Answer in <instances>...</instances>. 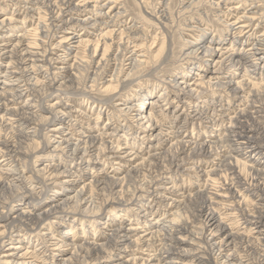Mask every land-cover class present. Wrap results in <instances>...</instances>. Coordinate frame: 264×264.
I'll return each mask as SVG.
<instances>
[{"label": "bare ground", "instance_id": "bare-ground-1", "mask_svg": "<svg viewBox=\"0 0 264 264\" xmlns=\"http://www.w3.org/2000/svg\"><path fill=\"white\" fill-rule=\"evenodd\" d=\"M254 1L211 2L232 41L226 53H220V37H206L202 19L185 22L196 38L182 54L190 70L173 86L178 100L162 93L144 110L134 101L115 105L150 139L138 150L127 147V128L113 127L120 121L104 108L96 119L72 110L66 93L77 76L68 75L70 58L47 49V37L52 33L55 48L68 57L89 51L95 40L89 59L78 63L87 75L84 84L92 85L71 102L87 99L100 107L110 101L95 97L96 83L115 94L150 65L141 54L149 39L144 26L123 21L126 10L118 0H0V15L6 5L15 7L11 16L0 17V264H264V0ZM152 16L166 24L168 8ZM17 24L24 29H14ZM170 50L164 41L161 63ZM200 65L206 74L198 72ZM106 66L114 68L111 76L102 75ZM157 70L154 63L150 73ZM235 74L241 77L232 81ZM210 88L229 100L213 98ZM102 115L108 116L103 129ZM43 137L47 142H39ZM30 142L40 150L34 166V153L25 147ZM55 152H62L57 163ZM46 176L55 186L47 192ZM75 212L93 221L99 239L73 237L82 225L56 235ZM5 242L11 245L3 248ZM202 252L206 261L197 256Z\"/></svg>", "mask_w": 264, "mask_h": 264}, {"label": "rangeland", "instance_id": "rangeland-1", "mask_svg": "<svg viewBox=\"0 0 264 264\" xmlns=\"http://www.w3.org/2000/svg\"><path fill=\"white\" fill-rule=\"evenodd\" d=\"M118 1L120 3V7L124 8L126 10L125 18L122 20L126 21L127 23L136 24L139 27L144 26V28L148 31L147 33L149 35V37H148L149 39H148V42H147L145 49L143 50L144 53L142 52L141 54H145L146 56H149L151 59V63H150V65L142 67L136 71V74L139 76L138 81H135L132 85H130L126 88L118 89L117 93H115V94H112L110 91L104 90L105 87H107V84L104 85L103 87L99 83H96V85L94 84L96 87H94L95 91L93 94H95L96 98H101V99L107 98V99H109L110 103L108 105L107 104L106 105L101 104V106L99 107V103L98 104H90L89 101H87V99H81L76 103L71 102V101H73L72 99L75 95L82 93L83 88L85 86L89 89L92 85V82H86V84H84L83 81L87 77V75H86L85 71L78 69V67H79L78 63H79L81 57L86 56L88 58V56L91 55V52L93 53V49L95 46V40L93 38H92V40L94 41L93 42L94 44L91 45V47L89 46V48H88V49H90L89 51H85L84 48L78 49L77 51H73V53L70 54V56L68 57L65 54L63 49L60 50V49L55 48L56 45L54 43L53 35H52V33H49L48 37H47V39H48L47 40L48 41L47 49L48 48H49V50L52 49V51H54V53H56L55 54L56 57L59 56L64 60H66L68 58L71 59V60H69V64L72 66L73 71L71 70V72L68 75L71 76L74 74L75 75L74 77L77 76V78H75V80L76 81L78 80V83H75V85L72 86V88H73L71 90L72 92L69 91V93H66L67 100L72 105V110H74V111L79 110L82 112H86L93 119H96L98 116V113H99V108H101V109L104 108L103 109L104 112L109 113V115H111V116L114 115L120 121V123H117L116 120L113 121L112 122L113 127H116L118 129H120L121 127L127 128L126 130H124V132H126L128 130V132L125 135L126 136L125 138L128 139V143H129L127 145V147L133 148V146H134V148L138 149V150H140L143 147L145 150V148H147L150 145V143H149L150 139L148 137L143 138V136H145L144 133L141 131V129L143 127L140 126V128H139V126L137 127V125L131 127V124H129L125 120L124 116H120L119 114L116 113L115 105L119 102H122V101H134L138 105V108L142 106L143 107L142 110H144L147 106H149V102H152L153 100L156 101L162 93L167 94L168 100L173 101V100L177 99V95L179 94V92H177V90L174 89L173 86L177 82L176 80H179V77H181L183 75V73H187V71L190 70L189 68L186 69V67L184 66V61H182V54L184 53L186 46L189 44V42H194L193 39L196 38L195 35H193L189 31H186V29H187L186 24H185L186 21H188L190 19H196V20L202 19V21H204V24L208 25V26H206V28L207 29L209 28L208 30H206L207 31L206 37L214 38V39L220 37L221 41L224 42V44L222 46H220V49H221L220 53L221 54L226 53L229 50V47L231 46L232 41L230 38H227L225 36V34L223 32L224 24L220 23V21L218 20L219 19L218 12H217L215 6L211 5L212 4L211 2L217 1V0H198L196 2V4L194 5L195 7L189 6L191 4V2H193V0H118ZM254 2H258V0L254 1ZM161 6H165L168 8L169 17H168V21L166 22V24L165 23L162 24V23L158 22L152 16L159 10V8ZM230 6H233V4ZM243 8L244 9L247 8V5L243 6ZM14 9H15V7L12 4H8V6L6 5V9L3 10L5 15L2 14V15H0V17L11 16L12 10H14ZM7 10H8V14L6 13ZM9 10H10V14H9ZM24 27L25 26H23L21 24H17L14 26V29L20 31L21 29H24ZM164 41L170 42L171 50H170V57L168 58V60L161 63V60H163L164 54H163V52H162V54H160V50H161V47L163 46ZM139 43H142V41ZM50 47H51V49H50ZM104 51H105V46L102 47L101 54H104ZM112 62H114V61L111 60L108 63V65L112 64ZM154 63L157 64L158 70H157V72L151 74L150 70L153 68ZM109 67L106 66V68L102 74L103 76L107 77V76H111L113 74L112 71L114 70V68L112 66L110 68ZM0 68H1V65H0ZM203 69L208 70V68H205L204 65H200V70H198V72L206 74L205 71H202ZM192 71L195 72L197 70L195 69ZM76 73H77V75H76ZM49 74H52V73L49 72ZM154 74H155V76H154ZM190 74H193V73L190 72ZM81 76L83 77V79L81 78ZM44 77H45V75H44ZM44 77L42 76L41 79L44 80ZM155 77H156V79H155ZM228 77H230V76H227V78ZM240 77L241 76L235 74L234 76L231 77V80L235 81ZM260 77H262V76H260ZM108 78H110V77H108ZM261 79L262 78H259L255 82L260 83ZM167 85H168L169 89L165 91V88ZM171 86H172V88H171ZM151 88L153 89L152 94H144L142 92L145 89L147 90V89H151ZM196 89H199V88H196ZM216 89H218V88H216ZM135 90H138L141 92H135ZM208 93L212 94L213 98L223 99L224 101L229 100L227 95H223L220 91L214 90V88H210L208 90ZM25 100H26V98L20 99V101L18 102V105L22 106L25 103ZM172 106H174V108H176V104H172ZM103 116L104 115H102L101 119L99 120V125L102 129L104 128V126L108 122V119H107L108 116L106 117V115H105L104 118H103ZM76 129H77V127L74 126L72 131L74 132ZM163 129L167 130L168 125H165V128H163ZM129 136H133V137H129ZM143 141H144V143H143ZM39 142H47V137L46 138L43 137L42 141H39ZM122 142H123L122 144H125L126 140L123 139ZM30 144H31V146H28V147L25 146V147L28 151H30V153H34L32 160H30V165L34 166L35 162H36L35 157H39V155H40L39 151L40 150L38 148L39 145L37 143L30 142ZM53 156H54L55 162L57 163V162H59V160H61L62 152H55ZM186 157L191 158V155L187 154ZM197 159H200V157H197ZM241 160H243V159H241ZM36 165H37V163H36ZM52 178L53 177H49V176L45 177V181L48 184L46 192L49 190H52V188L55 187L52 185V182H53ZM176 179H177V177H176ZM177 194H178V192H176V195ZM141 195H142V193L138 192L136 194V197H140ZM54 197L59 198V197H61V194L60 195H54ZM13 204H14V201H9L8 202L9 208H12ZM113 212H114L113 210L108 211V212L107 211L104 212L103 213V219H106V217L109 214L111 215ZM118 212L119 211H115V214H117ZM188 213L190 214L189 209L186 210L185 215L186 216L189 215ZM124 214L125 213L122 212V215H124ZM134 215H135V213H134ZM75 217L78 218V221H76L77 224H73ZM116 218H117V215H115V217H112V220H111L112 224L110 226L113 225V222H114V220H116ZM89 221L91 222L92 220H90V218H88V217H84V216L80 215L79 213H76V212L75 213H69L67 220H65V222H62V223H64L63 226L57 227L56 235L61 238L67 233V230L71 229V227H73L74 225H76V226L82 225V228H84V230L86 229L88 233H86V234L83 233L84 230H82V228L79 230H77V228H76L73 231V235H72L73 237L77 238V240H79V241H84V239H91V237L93 238L94 235L96 234L95 235L96 239H99L101 234L96 233V229H94L93 224H90ZM89 226L92 228H88ZM54 227H55V225H54ZM101 230L102 231L106 230V232H108V228H106V229L103 228ZM30 241L32 242V246H30V247H32V249H36L37 244H35L36 243L35 236L30 237ZM102 242H104V241H102ZM17 243H21V240H18ZM3 245H4L3 248H7L8 246L11 245V243L5 242ZM158 249L159 248H156L155 250L157 251ZM56 253L57 252H53L52 255H55ZM197 256L204 258L205 261L208 258V255H205L203 252L201 254H197ZM123 257H124V260H126L129 257V255L126 254Z\"/></svg>", "mask_w": 264, "mask_h": 264}]
</instances>
